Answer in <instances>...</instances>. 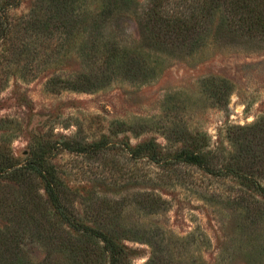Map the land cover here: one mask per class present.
Segmentation results:
<instances>
[{
  "label": "rangeland",
  "instance_id": "374dc122",
  "mask_svg": "<svg viewBox=\"0 0 264 264\" xmlns=\"http://www.w3.org/2000/svg\"><path fill=\"white\" fill-rule=\"evenodd\" d=\"M196 2L155 8L188 20ZM65 4L21 0L0 39V241L38 264H83L50 248L48 227L100 251L55 215L44 174H10L35 163L77 223L118 238L124 264H264V46L215 25L166 48L144 19L152 0L101 23L106 0Z\"/></svg>",
  "mask_w": 264,
  "mask_h": 264
},
{
  "label": "trees",
  "instance_id": "16d2710c",
  "mask_svg": "<svg viewBox=\"0 0 264 264\" xmlns=\"http://www.w3.org/2000/svg\"><path fill=\"white\" fill-rule=\"evenodd\" d=\"M64 1L66 4L71 2V0ZM128 1L129 0H106V4H104L105 6L98 15L100 23L103 19L106 22L107 19L112 17V15L116 12L115 10L117 9V5L119 3H122V7L118 8L122 10ZM161 1L162 0H152V8H149V12H146L144 15L145 18H143L148 22V25L153 23L156 28L162 32L161 35H158L156 38L163 40L161 44H164L166 48L169 46H183L191 36L198 40L200 35H203L204 33V30L201 31V29L206 30L207 28V31H209L214 28L215 25V29H217L218 32L221 31L223 33L226 28H228L229 31L234 28L238 29L248 35L250 39L248 42L254 44L255 46H264V0H197L194 14L191 18L192 20L188 19L192 24L191 26L189 25L190 22L182 17H180L182 19H173L168 16L164 18L163 15L155 8ZM0 3L2 4L0 10L1 39L4 34L11 30L12 25L10 24L8 18L10 9L19 6L21 0H0ZM220 10H224L227 17L217 21L215 13H218ZM232 18H234V20H232ZM187 22H189V24H187ZM156 23L158 24V27ZM143 26L147 29L145 23ZM102 29L103 28L101 26L100 31ZM148 32L149 30H145L141 38H143L144 42L149 40L154 41L156 39L155 37H149V35H147V37L145 36ZM171 37L175 38V40L171 41ZM132 68L133 67H130V72H133L134 68L131 70ZM177 160L182 163L194 164L198 166L203 164L201 156L190 152L182 153L181 156H178ZM29 169L33 170L37 174H44L43 178L45 180L46 193L55 209V215L61 220V222L65 223L71 231L79 234L80 237L87 239V241L101 244L100 251H98L99 248L97 250H92L88 245L85 246L86 244L82 241L80 242V239L74 241L70 237L69 233V236L62 238L61 231L48 227L43 229L46 230L43 231V234L52 238L53 241L49 245L50 248L55 251L59 249V251L62 250L65 260L72 259L75 261L76 259H79V261L83 264H99L105 260H107L108 264H124L123 259L126 257V252L125 249L118 243V238H116L115 235L107 229H95L77 223L63 206L58 195L55 178L52 175L50 176V173H48L47 170L46 173H44V170L40 168L39 165L32 163L21 168H15L10 172V174L14 179H19V177L24 175L23 172L28 171ZM47 174L50 177H47ZM251 183L253 184L252 181ZM252 186L256 187L257 192L264 198V186L259 185L258 183H254ZM9 235H12L13 239L18 238V241L21 239V233L16 230H13ZM20 248L22 249V247L19 246L17 250L19 251ZM0 251L12 254V256L7 259L6 264H38L26 260L23 257L15 258L13 254H15L16 250L13 248L8 249V246L1 241ZM52 253L53 252H51V254ZM51 254L50 252H47L45 258L39 264H56L55 260L52 259ZM68 256H70V259H68ZM104 256L106 257L105 260ZM79 261H77V263ZM67 262L65 261L66 264H68Z\"/></svg>",
  "mask_w": 264,
  "mask_h": 264
}]
</instances>
